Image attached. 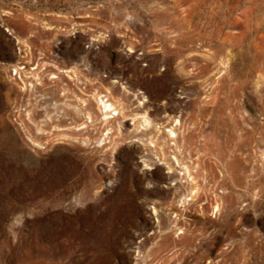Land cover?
Segmentation results:
<instances>
[{
  "label": "rangeland",
  "instance_id": "374dc122",
  "mask_svg": "<svg viewBox=\"0 0 264 264\" xmlns=\"http://www.w3.org/2000/svg\"><path fill=\"white\" fill-rule=\"evenodd\" d=\"M0 264H264V0H0Z\"/></svg>",
  "mask_w": 264,
  "mask_h": 264
},
{
  "label": "bare ground",
  "instance_id": "6f19581e",
  "mask_svg": "<svg viewBox=\"0 0 264 264\" xmlns=\"http://www.w3.org/2000/svg\"><path fill=\"white\" fill-rule=\"evenodd\" d=\"M99 102L101 105V109L104 111V119L107 121L109 118H111L113 111L116 109L114 103L109 101V99H104L103 96H100ZM114 114H119V112L114 113ZM147 124H150L149 120H146ZM170 133L172 136H175L174 131L170 129Z\"/></svg>",
  "mask_w": 264,
  "mask_h": 264
}]
</instances>
